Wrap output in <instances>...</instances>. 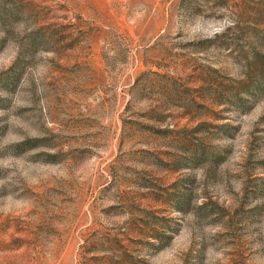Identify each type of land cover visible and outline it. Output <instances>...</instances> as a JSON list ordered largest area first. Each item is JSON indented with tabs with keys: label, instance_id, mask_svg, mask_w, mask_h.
Here are the masks:
<instances>
[{
	"label": "rangeland",
	"instance_id": "obj_1",
	"mask_svg": "<svg viewBox=\"0 0 264 264\" xmlns=\"http://www.w3.org/2000/svg\"><path fill=\"white\" fill-rule=\"evenodd\" d=\"M17 2L0 264H264V0Z\"/></svg>",
	"mask_w": 264,
	"mask_h": 264
},
{
	"label": "trees",
	"instance_id": "obj_2",
	"mask_svg": "<svg viewBox=\"0 0 264 264\" xmlns=\"http://www.w3.org/2000/svg\"><path fill=\"white\" fill-rule=\"evenodd\" d=\"M17 4V0H0V32L6 35L13 32L14 23L19 21L22 15Z\"/></svg>",
	"mask_w": 264,
	"mask_h": 264
}]
</instances>
